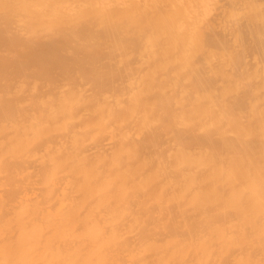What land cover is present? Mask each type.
Instances as JSON below:
<instances>
[{
    "label": "bare ground",
    "instance_id": "6f19581e",
    "mask_svg": "<svg viewBox=\"0 0 264 264\" xmlns=\"http://www.w3.org/2000/svg\"><path fill=\"white\" fill-rule=\"evenodd\" d=\"M0 264H264V0H0Z\"/></svg>",
    "mask_w": 264,
    "mask_h": 264
}]
</instances>
